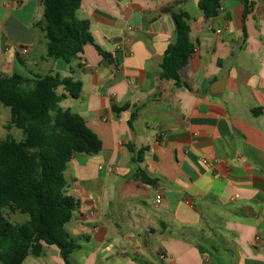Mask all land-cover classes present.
Segmentation results:
<instances>
[{"label": "crops", "instance_id": "0c3cea01", "mask_svg": "<svg viewBox=\"0 0 264 264\" xmlns=\"http://www.w3.org/2000/svg\"><path fill=\"white\" fill-rule=\"evenodd\" d=\"M246 2L206 19L199 0H82L111 59L89 44L67 63L47 57L41 0H0V74L80 81L78 99L58 89L60 107L103 143L65 171L78 249L67 263L45 245L22 264H264V0ZM167 8L190 16L189 87L161 78Z\"/></svg>", "mask_w": 264, "mask_h": 264}, {"label": "trees", "instance_id": "16d2710c", "mask_svg": "<svg viewBox=\"0 0 264 264\" xmlns=\"http://www.w3.org/2000/svg\"><path fill=\"white\" fill-rule=\"evenodd\" d=\"M41 2L44 20L39 25L48 41V58L69 63L78 51L91 44L111 59L95 44L90 21L78 18L82 0ZM199 2L206 19L219 15L221 0ZM245 5L246 15V0ZM164 12L171 14L175 31L161 65V78L189 87L182 82L180 71L195 53L190 16L172 8ZM17 61L24 65L19 55ZM61 87L78 99L83 84L59 74H0V104L10 110L6 129L16 128L23 134L22 140L9 133L0 141V264H22L29 255L41 256L45 245L57 246L68 263L79 247L66 230L79 204L67 193L65 171L77 155L99 154L103 143L82 116L60 107L66 97L58 93ZM140 176L144 182H152L143 173ZM5 211L27 215L29 220L13 223Z\"/></svg>", "mask_w": 264, "mask_h": 264}, {"label": "rangeland", "instance_id": "374dc122", "mask_svg": "<svg viewBox=\"0 0 264 264\" xmlns=\"http://www.w3.org/2000/svg\"><path fill=\"white\" fill-rule=\"evenodd\" d=\"M21 68V67H19ZM22 69L20 73H22ZM10 120V110L8 108H5L0 104V141L5 139L9 133H11L13 136H15L18 140L21 139L22 132L18 129L12 128L10 131L6 129L7 124ZM5 215L10 219L13 223H25L29 220V217L24 214L20 213H10L9 211H5Z\"/></svg>", "mask_w": 264, "mask_h": 264}, {"label": "built area", "instance_id": "2783aa9c", "mask_svg": "<svg viewBox=\"0 0 264 264\" xmlns=\"http://www.w3.org/2000/svg\"><path fill=\"white\" fill-rule=\"evenodd\" d=\"M115 45H116V47H117L118 49H122V48L124 47V42H123V41H122V42H118V43H116ZM22 52H23V53H27V50H26V49H22ZM204 162H206V161H204Z\"/></svg>", "mask_w": 264, "mask_h": 264}, {"label": "water", "instance_id": "95a60500", "mask_svg": "<svg viewBox=\"0 0 264 264\" xmlns=\"http://www.w3.org/2000/svg\"><path fill=\"white\" fill-rule=\"evenodd\" d=\"M222 84H223V82H222Z\"/></svg>", "mask_w": 264, "mask_h": 264}]
</instances>
